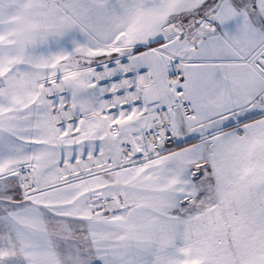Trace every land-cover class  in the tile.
Masks as SVG:
<instances>
[{
    "label": "snow or ice",
    "instance_id": "obj_1",
    "mask_svg": "<svg viewBox=\"0 0 264 264\" xmlns=\"http://www.w3.org/2000/svg\"><path fill=\"white\" fill-rule=\"evenodd\" d=\"M0 264H264V0H0Z\"/></svg>",
    "mask_w": 264,
    "mask_h": 264
}]
</instances>
